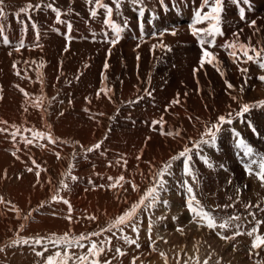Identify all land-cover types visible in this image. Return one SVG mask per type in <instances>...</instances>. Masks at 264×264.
I'll return each mask as SVG.
<instances>
[{
    "label": "rangeland",
    "instance_id": "374dc122",
    "mask_svg": "<svg viewBox=\"0 0 264 264\" xmlns=\"http://www.w3.org/2000/svg\"><path fill=\"white\" fill-rule=\"evenodd\" d=\"M17 1H19V0H5V11L8 13V15L3 20L2 23H4V25H5L6 35H8V36H10L9 33L11 31L12 32L15 31L17 24H19L18 28H20V29L23 28L21 23L15 17L14 13L18 10L19 7L23 6L25 3H21V2H17ZM38 1L39 0H37V1L35 0V2H38ZM66 1L67 2L71 1V3H72V1H74V0H65V2ZM145 1L146 0H144V6L146 7L147 5H146ZM196 1H199V0H196ZM230 2H231V0H224V8H226ZM65 4L59 5V2H57L55 0V5L57 7H63V6L65 7L67 5V4L66 5ZM80 4H82L83 7H80ZM188 4L185 5L187 7V9H188ZM262 6H263L262 1L259 2L256 0H249V3L247 5L242 6L245 8V12H246V20L243 22V24L246 25L251 20H253V19L255 20V18L258 16L257 14L259 11V9H256V8H261ZM66 7L68 9H72V11L68 12V14L70 13L69 15L71 17H73L72 21L74 23L77 22L76 19L79 20L77 22L78 23L77 26L81 27V29H82L81 33L85 36L86 29L83 26L88 21H90V19H92V18H90V15H89V8L91 7V5H86V3L83 2L82 0H80V2L78 0L76 4L72 3L71 5H68ZM66 7H65V9H67ZM148 7L151 8L152 5L148 6ZM113 12L115 14V15L114 14L113 15H114V19L116 20V22L122 23L121 22L122 14L120 12H118L117 14H119V15L121 14V15H120V17L116 16L117 11L115 10V7H114ZM40 14L41 13H38L36 11H33L31 13L32 20L33 21L36 20L35 22L37 25H39V23L41 21ZM49 14L50 13L47 11L46 15L49 16ZM157 14H159V13H157ZM224 16H225V11H223V13H222V18ZM41 17H43V16H41ZM74 17H76V19H74ZM84 17H87V18L84 19ZM20 19L26 20V17L21 16ZM158 19H160V18L158 17ZM43 20L47 21L46 19H43ZM258 20H259V23L264 24V16L263 15H259ZM151 24H153V23H151ZM29 26H31V24H29ZM29 26H28V29H29ZM22 31H24V29ZM58 34H59L58 32H55V30L52 31V29L50 32L45 31L43 33V38L45 37L44 38L45 41L47 39L46 43H47L48 47H46V48L48 50L46 51V53L50 52V54H52L53 56H56V54H58L59 60H61L62 59L61 57H63V59L61 60L63 63L62 70L60 72H57V73L52 72L53 75H58L59 77L62 78V81H61L62 84H61V82H60V84L58 83L59 85H58L56 93L49 99L51 102L50 103H49V101H48V103L44 102V106H45V107L43 106L44 108L43 107L42 108L33 107L31 102H30L32 99L30 101L28 99L26 100V98H24L23 94L21 92H19V90L18 91L16 90L17 88L14 87V84L16 83L17 85L20 86V85L26 84L25 83L26 80L30 81L29 79H21V77L24 76L26 71L29 72V73L26 72V74H28V76H33L34 79L44 80L45 76L47 75L46 70H44V68H42V66H33V65H31L32 67L30 65L26 66V64L24 63V61H26V60H23V58L20 57L21 55H23V53L20 51L21 54L18 52L19 55L16 54L17 57L12 58V59L19 62L18 68H22V70H21L22 74L20 77L15 75V76L9 78L10 69H13L12 64H13L14 60L8 59V61H7V59H5V56H6V54L9 53V51H11L10 49H13L12 48L13 42L17 43V41L15 40L9 45H3V43L0 42V46L2 45L1 48L4 46L3 51L0 49V87H2V89H3V91H2L3 99H0V108H3V110L0 109V116H1L0 118H2L0 120L8 121V125H9L8 133H0V136H1L0 137V145L2 143L1 146H3V148L5 147L4 152L2 153V156L0 158V171L2 172V173L0 172V196H3L5 201L10 202V203L0 204V245L5 244L7 241H9L11 239L20 238V237L28 238V237H34L37 235L48 237L52 233H55L56 235H63L65 232L69 233L70 235L79 236L81 233L98 231L101 228H106L108 226V222H109L110 218H115L124 209L128 208L131 205V203L135 202L139 196V194H137V192H135V194L132 193V191H131L132 188L130 186L131 184L128 185V183H126V187L124 186L123 188L118 186V189L117 190L115 189L116 191H113L111 193H109L108 190L107 191L105 190V188L106 189L108 188V187H106L107 186V184H106L104 189H100V191L103 192L102 194H105V196H100L97 203L98 202L101 203V202H103V200H106V201L110 200V201L108 202L109 206H104V209H101L99 207H96L95 205L90 204L89 190L87 187L81 186L82 185L81 182H82L83 178L85 179L87 175L90 177L96 176V173H97L96 169H94V171H92V172H87V173L79 175L78 174L79 171L76 170L77 168L75 169L76 172H74V167H73L72 175H75L79 178L77 181H71L70 178H66L63 175L65 170L68 168V165L70 162L73 165H75L76 163L83 164L84 162H86V165L88 163H93V165L98 163L96 165V167H98L99 165H100L99 167H101L102 164H104L103 167L113 169V167L117 161V160H115V158L119 157L118 153L115 152L116 150H114V152L116 154H106L103 156H98L96 158L84 160L85 159V153L81 150L80 144L74 146L72 143V142L76 141V139L75 138H67V136H65L64 138L59 136L57 134L58 132H57V128L55 125L57 123L62 124L61 128L63 130L60 128L58 129V131L60 133L63 132L62 134H64V135H66V134L73 135L72 132H74V131L73 130L71 131L70 130L71 128L76 126L77 130H78V126H80L81 132H82L84 127L88 126L89 121L93 120V119L87 118L85 116H83L84 117V119H83V117L77 116L80 120V123H79V121H73V119L67 120V121L61 123L60 120L63 118V115L65 116L66 112H69L70 108L78 107L77 106L78 103H80L82 101L84 102L86 96L87 97L91 96V99L93 98L92 100H96V92L98 90L97 86H99V88L101 87L100 85L102 84V76L107 77V80L103 81V83H105L107 85V82H108L109 84L107 85V87L111 88L113 90L112 91V100L114 102H116V104H117L116 109L113 110L110 114H105V115H101V116L99 114H98L99 116L97 114H94V116H98L96 119L97 121L94 122V124H99V125H101V127L105 126V124H106V126L102 130L99 131V136L95 137L97 139L92 138L93 142L85 143L84 145L81 143V145H83L84 147H88L91 145V143L93 144L94 142L101 141V140H103V142H104L106 140L108 134L105 138L106 132L104 130L107 129L106 131H108V129L112 125V123H114L116 121L117 114L126 105H129L127 103V101L132 100V99L129 97L128 99H126V100L124 99V101H123L122 95L120 94L121 93L120 89H121L122 84L125 83V81L130 80L129 75L122 73V71L117 72L116 74L112 75L110 73L109 68L107 70L103 69L104 64H105L104 63L102 68L100 69V71L98 70V72H97V70H96V72L94 71L95 73H93L90 77H87L85 75L90 73V72H88V69L91 67L88 68L87 63L85 61H82L80 63L78 61H75L76 56H79L80 54H83V55L86 54L87 55V54H90V50H93V51L96 50V48H97L96 43H93L92 45L86 44L87 46L89 45L88 47H86V46H84L83 42H82V44L78 42L80 40V38L76 39V37L72 36L73 39L70 42L69 50L67 52L63 51L62 54L60 55L59 49H61L62 46H64V48H65L66 39H65V37L61 38L62 35H60V34L58 35ZM97 38H99V40L101 41V37H98V35L96 33H94L91 39L97 40ZM10 40L12 41V38H10ZM196 47L201 49L200 45H196ZM6 51H8V52H6ZM149 53L150 52H147V54H149ZM140 56H145V55H140ZM148 56L150 57L151 61L147 57L139 58V60L137 61V63H138L137 66L140 67L139 65H141L143 63L153 62V60L155 59L154 52H151V54H149ZM52 60L55 61L56 59L52 58ZM74 61L78 62V70L77 71L72 66V63ZM109 61H110V59H108V61H107L108 64H109ZM56 62H57V60H56ZM249 71L251 73H253L254 75H256V74L264 75V70H261L255 63L251 64ZM37 72H39L41 74V76L39 78L37 77ZM67 76H68V78H67ZM158 77H159L158 78L159 81H154L152 74L145 73L144 77H143L144 81L141 85H139V89H138V93H137L138 95L144 96V98L145 97L149 98L148 96H145V94H144L145 88H149V90L152 92V95H151L152 101H150L149 104H146V108H145L146 112H152V110H160L161 109V101H162V91L166 92L169 89L168 86H166V85L162 86L161 85L162 84V82H161L162 74H160ZM65 78H67L69 80H67ZM134 78H137V76L134 75ZM98 81L101 84H97ZM154 82L157 84H155ZM152 84L155 86H153ZM28 85H29V87H28ZM64 87H66V89H64ZM73 87L76 90L72 89ZM22 88H32V85L31 84H27L25 86L23 85ZM79 88H83V89H79ZM247 88L248 87H246V91L244 90L243 94H241L239 91H237L235 93V96L241 98L242 103H254L256 101L262 100V98L264 100V82H261L260 80L255 78L254 86L249 85V88L248 89ZM85 89H86V91H84ZM61 90H64L62 97H60V94H59L61 92ZM69 90H70V92H69ZM175 91H176V94L179 92L180 99H182L181 93H183V92H180V90L177 91L176 89H175ZM214 93H215V91H214ZM214 93L211 94L212 97L211 96L209 97L210 103L212 102L211 104H212V108H213L212 111L213 112L211 111V113H212L213 118L212 117L207 118L206 116L204 117L198 113V115L200 116V118L202 120L201 121L198 120L199 126L196 129L197 131L195 132V134L191 135L190 137L198 139L199 138V131L202 130V128H203L202 125H204V123L208 122V121H215V119L218 115L223 114L229 110V108H228L229 105H231L232 109H238L239 108V105L237 104V102L233 101V100L231 102L226 103L225 105L221 106L218 103L219 102L218 96L214 95ZM5 94L8 95L9 97H7ZM12 94H15L16 97H10V95H12ZM56 95L59 97V99ZM101 95L102 96L99 99L102 98V100H103L104 97L107 98L106 96L103 95V93ZM64 96H66V97L64 98ZM54 97H56L55 99L57 101L60 100V103L64 104V107H65L64 111H62V110L58 111V115L56 116L55 120L51 119L52 113L55 111V108L53 109V107H52L53 100H55ZM60 98L61 99L63 98L64 101H63V99L61 101ZM68 100L71 101V103H69ZM21 101H23V102H21ZM107 101H108V98H107ZM180 101L184 104L190 105L192 109L194 108L193 106H195L194 104H192V102L189 103L186 100H183V101L180 100ZM28 102H30V103H28ZM75 102H76V104H75ZM150 104H152L153 106ZM20 106L23 108H21ZM104 107H105V104L103 105V109H104ZM152 107H153V109H152ZM25 108H27V111H24ZM50 108H51V111H50ZM36 109H38L40 112H38V110H36ZM117 109H119V112H117ZM13 112L17 113L18 116L15 114H12ZM27 112H32L34 114L35 113L36 114H42V112H45L48 118H46V119L37 118L38 119L37 120V119L30 117L29 119H23L22 115H24V114L27 117H29V115L26 114ZM61 112H63V115L60 114ZM1 113H4V117L1 115ZM131 113L135 114V113H139V112H131ZM112 117H115V118L112 119ZM30 119L32 120V122L29 121ZM105 121H106V123H105ZM249 121L251 122V125L254 126L255 132L253 131L252 127L249 126ZM55 122H57V123H55ZM10 123H12V124H10ZM66 123L68 125H66ZM13 124H16L20 129L19 133L16 136L15 142H13L12 137L10 135L11 132L16 131L15 128H12V127L10 128V126ZM48 124L51 126L50 129L47 127ZM183 124L184 125L186 124L185 126H183L185 132H188L189 131V129L187 127V125L189 124L188 121H184ZM8 125H2V126L6 127ZM176 125H179V124H176ZM240 125L243 126L244 128H242V127L240 128ZM63 126H64V128H63ZM28 128H33L35 130L43 131V132L50 131L54 137L59 138L57 143H59L60 145H66L67 147H70V148L69 149L66 148L64 150L58 149V147L55 146L56 144L51 146V144H49V143L46 144L43 142V140H40V139L34 140L33 144L25 147L24 141L21 139V137H25V136L28 138L31 137V132L25 131V129H28ZM67 128H68V130H67ZM198 129H200V130H198ZM232 129H235V131L239 133V136L235 135V133L232 131ZM83 135H84L83 133H80L79 136L81 137ZM187 138H188V136L187 137L185 136L183 138L182 142H179L176 146V149H174V151H171L170 154L162 155V158H161L162 160L157 159L154 155H148L146 157V159L148 157H150L147 160L151 161L152 163L154 162L153 166H155L157 168L161 167L163 165V163L170 158V156H172V155L176 154L178 151L182 150V147L185 143H189V146H191V143H190V141H188ZM159 139H162V138H158L157 141H159ZM175 139L176 138H164L163 140L166 142H169V140L170 141L174 140L177 142V140H175ZM60 140L69 141V143H60ZM239 140H243L246 144L251 146L254 149V151L257 153V155H255L253 157L244 156L243 149L237 144V141H239ZM49 148H50V150H49ZM17 149H19V151H17ZM43 149H44V151H43ZM47 150H49L48 155L45 152ZM128 150L132 151L134 153L133 155L135 157H129L131 159H129V160L127 159L128 162H133V164H128L127 166H129V169L132 167L130 170H134L135 169V163L136 164L139 163V161L137 160L136 157L139 155L140 152H136V151H134V149H131L130 147H128ZM13 151H17V156H19V157L21 156V158L17 159L13 155H11V153ZM74 151L76 152V158L72 159V153ZM193 151L195 152V150H193ZM56 152H59L61 154L60 159H57V156L55 155ZM91 153H93V152H91ZM91 153H87L86 158H89L88 154H91ZM259 154H264V110L261 107L253 108L250 110L249 113H245L243 121H241L239 118H237L233 121L232 125H224L222 127L221 131L217 134V139H216V142L213 146H211V147L204 146L203 151L199 155H195V154L193 155L194 171L196 172L198 179H199V185L198 186L192 182L191 177L185 176V174L183 172L182 161L174 162L173 168H172V175L166 177V179L168 181V184H167L168 190L166 192L161 193L162 199L168 200L169 207H165L164 205L161 204L158 207H156L155 209H152L150 212H142V214H141V223L139 225L140 230H139V241H138L141 245V248L136 249L135 245H127L124 243L123 240H117V238L115 236H113L112 245H111L113 248V251L107 252L106 256L102 255L100 257L101 261H103L105 258L112 259V257L115 254L114 249L117 245H119L121 247V249L123 251H125L127 254L124 256H117L114 260H112V264H132V260H133L134 256L139 257V259L136 261V264H141V262H143V264H152V263L153 264H165V256L167 258V264H177V260L180 261V264H184L185 261H187V264H195L197 256L199 258V264H204L205 260H208V264H216V261L218 259H221V264H246V263L253 264V260L250 259L251 260L250 261L249 257H248V247L250 246V243H251L250 237H248L246 235H241V236L236 238V241H234L232 243H228V242L221 240L219 237H217L214 231H210L206 227L205 228H197V225L195 223H189L191 216H190L189 211L185 207L186 192L181 187V185L185 179H187L189 183L193 184V189H194L195 195H196L197 199L200 200L201 204L206 207V210L214 209V208H216V205H220L221 207H223L226 204H234V207H229V208L223 209V210L217 209L216 212H214V215L228 216V215H232L234 213L239 214L241 216V220L238 221L237 223H240L242 225L240 230L242 232H246L247 230H250V228L252 226H254V222L249 223V221H252V217L249 216L248 211H246L244 209V207H243L244 204H251L253 207L250 208L249 211L255 212L257 219L264 220V213H261L259 211V209L255 207V205H257L259 203L260 208H264V192H262L261 194H257L258 190L262 189L260 182L256 179V177L254 175H252V176L246 175L245 168L242 166V161L248 162L250 159L258 161L260 158ZM29 156L31 157V159ZM79 156L80 157L82 156L81 160L77 159V158H79ZM200 156L208 157L209 162L213 164V167L206 166L205 163L200 159ZM62 157H63V159H62ZM48 158H49V160H48ZM134 158H136V159H134ZM33 159L35 161L37 160L36 163L40 165V168L42 167L41 168L42 169L41 175L39 178L40 183L42 181L41 184L36 183L37 177L35 176V171L32 173H29L26 171V169L28 167H33L35 170V166L32 164ZM133 159L136 161H134ZM109 161L112 162L111 167H109L107 164ZM145 162H146V160H145ZM118 165H120L117 167V170H119L118 172H123L125 174L128 173L125 171H120L123 169V167H121L123 165V162H121V164H118ZM221 165H223V167H220ZM89 166H90V164H89ZM153 166H151L149 169L152 170ZM21 168H23V169H21ZM104 169L105 168H103V170L100 169V170H102L100 172H103ZM5 170H7V177L6 178L4 177ZM123 170H125V169H123ZM136 170H137V168H136ZM151 170L146 172L147 177L145 178V181L143 178V181H144L143 186L139 185L141 192L143 190H145L149 185ZM46 171L49 173H46ZM221 171L225 173L224 175L221 174L222 176L220 175ZM254 171H256L255 165L253 166V172ZM100 176H98V177H100ZM103 176L104 175H102L101 177H103ZM17 177H19V178H17ZM25 177H27V178L25 179ZM47 179L51 180V184L48 183L49 180H47ZM97 179L98 178H92V180L95 181L96 183L98 182ZM61 180H64L65 183H68V185H69L68 189H61L59 192V195L62 196L64 199H67L69 202L72 201L70 203L71 205L73 204L72 205L73 211L71 212V216H72L71 222H69V220L65 218L69 214L68 209H66L68 205L64 204L62 201L61 202H50V203L45 204L43 207H40V203L42 201L50 199L51 195L53 194V188L54 187L55 188L60 187V181ZM253 180H254V182H253ZM229 181H231V183H229ZM20 182H22V183H20ZM33 185H35V187H33ZM245 185L247 186L246 188L244 187ZM237 186L240 187L239 193L237 192ZM69 189H71V190H69ZM14 191H17V192H14ZM23 194H24V196H23ZM36 194H38V195H36ZM106 194H108V195H106ZM110 194H111V196H110ZM25 196H28V197H25ZM108 197H109V199H108ZM229 197H231V199H229ZM105 198H107V199H105ZM238 198H239V202H237ZM125 201H127V203H125ZM75 202L77 203V205L74 204ZM13 205H15L19 209V215L17 214L16 211L11 210ZM79 205H81V207H78ZM89 206H90V208H89ZM93 206H95V208ZM113 207H115V208H113ZM165 208H167V209H165ZM33 209H37V210L33 211ZM75 209L76 210L81 209V210H80V212H79V210L76 212ZM88 211L91 213H89ZM29 213H31L30 216H29ZM85 214H89V215H85ZM78 215H80V216H78ZM25 216H28L29 218L26 220L23 219V217H25ZM87 216H95L97 219L92 221V220L87 219L86 218ZM162 216L165 217V219L163 221H157V218L162 217ZM173 216L177 217V221H175V222L173 221V219H172ZM150 218L152 221H157L156 223L151 224V236H152V239L156 241L155 245L153 246L156 249L155 251H153L152 247L149 246V241H148V235H149L148 229L150 227V224H149ZM21 224L24 225L23 229L20 228ZM177 224L180 227L184 228V235H181L179 232L176 231ZM160 227H166L171 232V234H174L173 239H171V240L164 239L163 231H162V238L161 237L158 238V235H156V233H157V229H159ZM144 230H145V232H144ZM112 232H116L117 236L120 235V233L118 232L117 229H112ZM112 232L103 233L101 236L93 237L92 239L96 240L97 243H99L101 240H104L106 236H112ZM260 232L262 234H264V224L261 225ZM125 233L127 235H129L130 237H132L133 239L136 238V233H133L130 228H125ZM225 234L231 235L232 231H228ZM233 243L236 245V249H237L236 251H233ZM55 250L56 249L50 247L49 252L45 253V257L49 254H52V252H54ZM36 251H42V247L37 246ZM71 251L76 252V253H79L81 251L86 252L87 248H85V249L73 248V249H71ZM259 251H260V257L264 258V250H259ZM161 252H163L165 254V256H161L160 255ZM209 255H211V259H209ZM254 259H255V257H254ZM38 261L40 262V264H43V259L41 257H37L35 255V253L32 251V248L29 247L28 245L18 246V247H14V248H6L4 252H0V264H37ZM69 264H72V262L69 261Z\"/></svg>",
    "mask_w": 264,
    "mask_h": 264
},
{
    "label": "bare ground",
    "instance_id": "6f19581e",
    "mask_svg": "<svg viewBox=\"0 0 264 264\" xmlns=\"http://www.w3.org/2000/svg\"><path fill=\"white\" fill-rule=\"evenodd\" d=\"M56 1L59 2V5L60 4L64 5L66 3L67 5L66 4L65 5L68 6V5H71L72 3L76 4L78 0H76V1L74 0V1H72V3H71V1L70 2L66 1L65 2V0H56ZM82 1L85 2L86 5H89L86 2V0H82ZM256 1H259V2L262 1L263 6L261 8H256V9H259V11H258V14H257L258 16L255 18V20L257 21V27L260 29V32L255 34V35H253V31L254 30L249 28L248 24H246V25L243 24V22L245 20H241L240 19L239 8L244 6V4H242V3H234L233 0H231L229 5L226 8H224L225 16L222 18V24H221L222 31H223L224 34H223V36H218L216 38V41H215L216 46H215V48H210L211 51H213V52H215L217 54L218 60L221 62L219 66H220L221 70L224 71V73H225L223 77L217 71L216 67H213L212 65H208V64H205L202 69H200L198 72H196L195 76L193 74V69L199 67V63L198 62H199V57L201 55V49L196 47V45H199V43H198L197 39L194 38L190 34V29H189L188 25H189L190 21L193 18L194 12L200 7L201 0H199V1H196V0H164V5H161L158 2V0H146L145 1L146 5H147L146 6V13H145V16L142 17V18L138 17V10H137L138 6L134 7L130 3V0H125V2L121 6L122 9H120L119 12L122 14L121 22L123 23V21H127V27L124 28V31L122 33V38L120 39V41L114 47L111 46L109 43H107L106 36H105V33H108V36L110 37L111 36V30L106 28L103 24H101L102 20L104 18V15H102L103 14V9L99 10L97 18L90 19V21H88L83 26L86 29V31H85L86 33L84 32L85 33V36H84L81 33L82 32L81 31L82 30L81 27L77 26L78 25L77 22L79 20L76 19V17H74V19H76V21H77L76 23H74L72 21L73 17H71L69 15L70 13L68 14V12H67L68 8L66 6L65 7L67 9H65L64 6H63L64 8L63 7H58V8H60V9H62V10H64L66 12V14L64 16H62V19H64L66 22H71L72 25H73V29H72V32H71L72 35L71 36L76 37V39L80 38V40L78 42L81 43V44L83 42L84 46H86V47L89 46V45L87 46L86 44L92 45L93 43H96V45H97L96 50H94V51L90 50V54H87V55L86 54H84V55L80 54L79 56H76V60L75 61H78L79 63L82 62V61H85L87 63V67L88 68L91 67V68L88 69V72H90V73H88L87 75L84 74L85 76L90 77L93 73L96 72V70H97V72H98V70L100 71V69L102 68V66L105 63V61L106 60L108 61V59H110V61H109V69H110V73L112 75L116 74L117 72L122 71V73H125V74L130 76V80L125 81V83H123V84L121 83L122 86H121V89H120L121 90L120 94L122 95L123 101H124V99L126 100L129 97L132 100H134L137 97L139 85H141L143 83V81H144L143 77H144L145 73L152 74L154 81H159V79H158L159 77L158 76L160 74H162V80H161L162 84L161 85L162 86L166 85V86L169 87L168 91H166V92L162 91V101H161V109L160 110H152V112H146V110H145L146 104H149L150 101H152V97H149V98L145 97L139 103H136L134 105H126V106L124 105L125 107L124 108L122 107L123 109H121L120 112L117 114L116 121L114 123H112V125L109 127L108 131H106L107 129L104 130L106 132V134H108V136H107L106 140L103 142V144L101 145V148L98 149V150L93 151V153H91V154H88L89 158H85L84 159V160H88V159L96 158L98 156H103V155H106V154H116L115 152H117L119 157L115 158V160H118V159H121V158H123V159L126 158V160L127 159L129 160V159H131L129 157H135L133 155L134 153L132 151L128 150V147H130L131 149H134V151L140 152L139 155L141 156V159L138 160L139 163H137V164L135 163V169L134 170H130L132 167L129 169V166H127L126 170H123V169H125V167H124V165H122L121 167H123V169L120 170V171L128 172V173L125 174L123 172H118L119 170H117V167L120 166L118 164H115L113 169L103 167L104 164H102L101 167H99L100 165L98 167H96V165L98 163L95 164V168L93 167V163H88L86 165V162H84L83 164L76 163L74 165V172H76L75 169L77 168L76 170L79 171L78 172L79 175L87 173V172H92V171H94V169H96V172H97L96 176L97 177L96 176L95 177H90V176L87 175L86 178L85 179L83 178V180L81 182V184H82L81 186L87 187L88 190H89V194H90L89 195V201H90L91 205H95L96 207L104 209V206H109L108 202L110 201V200L109 201L103 200V202H101V203L98 202L97 203V201L99 200V197L100 196H105V194H102L103 192L100 191V188H95L94 189L93 188V184L94 185L103 184V185L106 186V184L108 185L109 183L114 182L115 178H117L121 174H123L124 177H125V181H134L136 185H138V186L142 185L143 186L145 178L147 177L146 176V172L151 170L149 168L154 165L153 164L154 162L152 163L151 161L147 160L150 157H148L147 159H146V157L148 155H154L157 159H161L162 155L170 154L171 151H174V149H176L177 144L179 142H182V140H183L181 137H183V138L185 136L186 137L187 136L190 137L191 135L195 134V132L197 131L196 129L199 126L198 125V120L199 121L202 120L200 118V116L198 115V113L201 114L204 117L206 116L207 118H209V117L213 118L212 113H211V111L213 110L212 104H211L212 102L210 103L209 97L211 96V94L214 93V91H215L214 95L218 96V100H219L218 103L221 106L225 105L226 103L231 102L232 101L231 96H235V93L237 91H239L241 85L244 83V76L241 75V73L239 71V68H248V75L251 77V79L248 80V84L245 86L244 90L246 91V87L249 88V85L254 86L255 78L260 76V74L254 75L253 73H251L249 71V68H250L251 64H253V62L249 61L247 64L239 63V65H238V63H234L233 59L231 57H229L228 52L225 49H223L221 47V45H224L226 41L233 40V38H234L233 34L236 33V32H240L239 40L241 42H244V43L248 42V38L250 36L252 37V41L251 42H252L253 45H257L258 41L264 40V24L259 23V20H258L259 15H263L264 16V0H256ZM17 2H21V3H25V4L28 3V2H31L32 4H36L37 3V2H35V0H19ZM45 2H47V1L45 0ZM79 2H80V0H79ZM104 2L110 4L111 6H113V9H114V5H112V0H108V1L104 0ZM82 4H80V7H83ZM150 4L152 5L151 8L148 7V6H151ZM187 4H188V9L185 6ZM204 10L207 11L206 8ZM47 11L50 13L49 16L46 15ZM36 12L41 13L40 14L41 21H40V23L38 25L39 31H40L39 44L41 45V47H39V48H31V49L29 47L22 48L21 52L23 53V55H21L20 57L23 58V60L29 61V64H26V66H29V65L30 66L31 65H33V66H42V68H44V70H46V72H47V75L45 76L46 80L45 79L43 80V95L47 97V99L44 102L48 103L49 99L56 93L58 85L62 81L61 77H59L58 75H53L52 72L53 73H57V72H60L62 70L63 63H62L61 60L63 59V57H61L62 59L59 60V55L58 54H56V56H53L52 54H50V52L46 53V51L48 50L46 48V47H48L47 43H46L47 39L45 41V39H44L45 37L43 38V33L45 31H49L50 32L51 29H52V31L55 30V32H58L60 35H62L61 36V38H62V37H65V33H66L67 29H66V24H57L56 23L55 15L49 9L45 8V9H43L41 11H36ZM157 13H159V14H157ZM113 14H114V12H113ZM114 15L112 17L113 19H114ZM120 15L117 14V12H116V16L120 17ZM41 16H43V17H41ZM158 17L160 19H158ZM85 18H87V17H84V19ZM43 19H46L47 21H45ZM140 21H143V35H144V41L145 42H141L139 40V37L142 34L141 33V29L138 26ZM151 23H153V24H151ZM18 25L19 24H17V27H16L14 32L11 31L9 33V35H10L9 38H12V42L15 41V40L18 42V40L24 39L25 45H33L35 43V32L32 29V27L29 26V29L25 33V31H22L23 28L22 29L18 28ZM198 26H202V25H198ZM57 28L59 29V31L56 30ZM173 28H175L177 30V35H175V36L170 34V32L173 30ZM163 29H168V31L165 32V35L163 36L162 39H163L164 44L169 45L171 47V50L168 51L167 49H163L162 50L160 48H157V49H155L153 51L152 48H151L152 44L159 43V40L156 39V38H153L151 36V33H153V32L159 33ZM94 33H96L98 35V37H101V41L99 40V38H97V40L96 39L95 40L91 39ZM137 43H140V47L139 48H136ZM15 44L16 43L13 42V45H15ZM1 46H0V49L3 51L4 46L2 48H1ZM205 46L207 47V45H205ZM109 48H111V53L110 54L108 52ZM10 50L13 52L12 56H9L6 53H5L6 56L4 55L5 59H7V61H8V59L10 60L12 58L17 57V55H19V53H20V52L19 53L15 52L13 49H10ZM63 51H64V46H62L61 49H59V54L61 55ZM6 52H8V51H6ZM147 52H150L149 54H151V52H154L155 59L153 60V62L143 63V64L139 65L140 67H138L137 66L138 65V63H137V61H138L137 60V54H139V58L147 57L151 61L150 57L148 56L149 54H147ZM140 55H145V56H140ZM52 58H55L57 60V62H56V60L53 61ZM12 60H14V59H12ZM31 60L35 61V63H32ZM75 61L72 63V66L77 71L78 70V62H75ZM18 64H17V68H18ZM19 69H20V71L22 70V68H19ZM26 72H28V71H26ZM21 74H22V72H21ZM134 75H136L137 78H134ZM13 76H15L14 70L10 69L9 78H11ZM27 76H28V74H27ZM28 77L31 78L30 81L26 80V82H25L26 84H23V85L24 86L27 85V84H31L32 85V88H24L27 92H29L31 94V96L29 98H27L30 101L31 99L33 100V99H35V97L41 95V83H40V80L34 79L33 76H28ZM67 78H68V76H67ZM67 78H65V79H67ZM67 80H69V79H67ZM225 80L230 82L234 86V88L233 89H228L227 85L225 83ZM197 81H198V83H197ZM61 84H62V82H61ZM97 84H101V83L98 81ZM108 84L109 83L107 82V85ZM155 84H157V83H155ZM14 85H17V84L15 83ZM23 85H20V87H22ZM153 86H155V85H153ZM28 87H29V85H28ZM97 87L99 89V86H97ZM64 89H66V87H64ZM72 89H74V87ZM79 89H83V88H79ZM175 89L177 91L180 90V92H183V93H181L182 94V99H180V100H182V101L186 100L187 102H189V103L192 102V104L195 105V106H193L194 107L193 109L195 111L191 108L190 105L184 104L182 102H181V104H178V105H171L169 107V110L165 111V106L169 105L170 102L176 97ZM16 90L18 91V89H16ZM74 90H76V89H74ZM84 91H86V89ZM69 92H70V90H69ZM63 93H64V90H61V92L59 93L60 97L63 96ZM185 93H187L186 96H185ZM241 94H243V93H241ZM6 96L9 97L8 95H6ZM10 97H16V96H15V94H12V95H10ZM65 97L66 96H64V98ZM55 98L56 97H54V99ZM88 98L91 101V103H88L86 100L84 102L81 100L82 102L78 103V105H77L78 107L70 108L69 112H66L65 116L63 115V118L60 120V122L63 123L65 121H67V120H72L73 119V121H79V123H80V120H79L78 117H83V116H85L87 118H92L93 120L89 121L88 126L84 127L82 132H81V127L80 126H78V130H77V127L73 125L74 127L70 129L71 131L72 130L74 131V132H72L73 135H69V134L64 135V134H62L63 132L60 133L58 131V129L59 128L62 129L61 128L62 124H58L57 123L58 121H57V122H55V123H57L55 126L57 128V132H58L57 134L59 136H61L63 138L65 136H67V138H75L76 141H78L80 145H81V143L84 145L85 143L93 142L92 138H95L96 136H99V131L102 130L106 126V124H105V126L101 127V125L94 124V122L97 121L96 119L100 115V113L110 114L113 110L116 109V105L117 104L113 100H111L112 101L111 102L108 99V101L110 102L109 103L107 101V98H105V97H104L103 100H102V98L98 99V100H97V98H96V100H92L93 98L91 99V96L88 97ZM58 99H59V97H58ZM62 99H61V101H62ZM262 100H263V98H262ZM23 101H21V102H23ZM63 101H64V99H63ZM28 103H30V102H28ZM75 104H76V102H75ZM104 104H105V107L103 109V105ZM150 105H152V104H150ZM52 107H53V109L55 108V111L52 113L51 119L55 120L56 116L58 115V111H61V110L64 111L65 107H64V104L60 103V100L57 101L56 99L53 100ZM21 108H23V107H21ZM85 108H88L89 111L88 112L84 111ZM0 109L3 110V108H0ZM152 109H153V107H152ZM262 109L264 110V108H262ZM36 110H38V109H36ZM50 111H51V108H50ZM38 112H40V111L38 110ZM131 112H139V113L132 114ZM12 114L17 115V113H14V112ZM26 114L29 115V117H27L24 114V115H22L23 119H29L30 117L34 118V119H37V118L46 119V118H48L45 112H42V114H36V113L34 114L32 112H27ZM94 114H97V115L99 114V115L98 116H94ZM1 115L4 117V113H1ZM161 116H163L164 121H165L164 128H163L164 132L174 131V130H179L180 131L181 136L175 137L176 138L175 140H177V142L174 141V140H173L174 142L170 141V140H169V142L164 141L163 140L164 138H173V136L162 135L160 133L159 126H157V130H153L152 129L151 121L152 120H159ZM189 117H192V119L190 120ZM197 117L200 118V119H197ZM0 119H2V118H0ZM83 119H84V117H83ZM29 121L32 122L31 119ZM184 121H188V123H189L187 125V127L189 129L188 132H185V130L183 128V126L186 125V124L185 125L183 124ZM105 123H106V121H105ZM10 124H12V123H10ZM176 124H179L180 126L176 125ZM66 125H68V124L66 123ZM0 127H4V126H2V124H0ZM6 127H9V125L6 126ZM241 127L244 128L243 126L240 125V128ZM63 128H64V126H63ZM67 130H68V128H67ZM198 130H200V129H198ZM80 133H83L84 135L80 137L79 136ZM29 138H31V137H29ZM147 138H150V139H147ZM158 138H162V139H159V141H157ZM95 139H97V138H95ZM40 140H42V139H40ZM43 142L46 143V144H48V143L51 144L46 139H43ZM1 145H2V143H1ZM1 145H0V158H1L2 153L4 152V148H5V147L3 148V146H1ZM52 145L53 144H51V146ZM55 146L58 147V149H63V150L66 149V148L67 149L70 148V147H67L66 145H60L59 143H56ZM141 149H143L142 153H141ZM49 150H50V148H49ZM49 150L45 151L47 153V155H48V151ZM114 150H116V151L114 152ZM43 151H44V149H43ZM20 158H21V156H20ZM81 158H82V156L81 157L79 156V158H77V159L81 160ZM62 159H63V157H62ZM134 159H136V158H134ZM48 160H49V158H48ZM128 160H127V165L128 164H133V162H128ZM145 160H146V162H145ZM134 161H136V160H134ZM89 164H90V166H89ZM103 168H105L104 171L100 172V171L103 170ZM136 168H137V170H136ZM21 169H23V168H21ZM100 169H102V170H100ZM46 173H49V172L46 171ZM221 174L224 175L225 173L221 171L220 175ZM100 175L101 176L104 175V176L101 177ZM98 176H100V177H98ZM109 176L113 177V181L112 182L108 181L107 178ZM26 178L27 177H25V179ZM90 178H91L92 183H89V179ZM92 178H98L97 179L98 182L96 183L95 181L92 180ZM143 178H144V181H143ZM47 180H49V179H47ZM253 182H254V180H253ZM20 183H22V182H20ZM41 183H42V181H41ZM122 183H123V187L124 186L126 187V183L127 182H122ZM128 185H130V183H128ZM139 188H140V186H139ZM115 189L117 190L118 187H116L114 189H109V188L106 189L105 188V190L106 191L108 190L109 193H111L113 191H116ZM69 190H71V189H69ZM131 191H132V193L135 194V191H133V189ZM14 192H17V191H14ZM262 192H264V188L258 190L257 194H261ZM36 195H38V194H36ZM106 195H108V194H106ZM23 196H24V194H23ZM110 196H111V194H110ZM25 197H28V196H25ZM105 199H107V198H105ZM108 199H109V197H108ZM74 204L77 205L76 202ZM95 206H93V207L95 208ZM78 207H81V205H79ZM115 207H113V208H115ZM89 208H90V206H89ZM66 209H68V206H67ZM165 209H167V208H165ZM78 210H76V212ZM80 210H79V212H80ZM72 211H73V209H72ZM89 213H91V212H89ZM85 215H89V214H85ZM78 216H80V215H78ZM162 231H163V234H164V239H169V240L173 239L174 234H171V232L166 227H160L159 229H157L156 235H158V237L162 238ZM144 232H145V230H144ZM246 264H248V263H246Z\"/></svg>",
    "mask_w": 264,
    "mask_h": 264
},
{
    "label": "snow or ice",
    "instance_id": "6c2138e0",
    "mask_svg": "<svg viewBox=\"0 0 264 264\" xmlns=\"http://www.w3.org/2000/svg\"><path fill=\"white\" fill-rule=\"evenodd\" d=\"M86 2L91 5L89 8V15L90 18H97L98 12L100 9H103V15L104 18L102 20V24L111 30V36H108V33H105L107 43H109L111 46H115L120 39L122 38V33L124 31V28L127 27V21H123V23H117L112 17H113V6H111L108 3H105L104 0H86ZM125 2V0H112V5H114L115 10L117 13L121 9L122 4ZM158 2L161 5H164V0H158ZM234 3H242L244 5H247L249 3V0H233ZM130 3L137 7L138 10V17L142 18L145 16L146 13V7L144 6V0H130ZM49 9L52 13L55 15V21L57 24H66V33H65V39H66V45L64 48V51L67 52L69 50V45L73 37L71 36V32L73 29V25L71 22H66L64 19H62V16L66 14V12L55 5V0H39L36 4H32L31 2H28L24 4L23 6L19 7V9L14 13L17 20L21 23L25 33L27 32L29 24H31L32 29L35 32V43L33 45H25L24 39L18 40V42L13 45V49L15 52H20L22 48L29 47L31 48H39L41 45L39 44L40 40V31L39 27L36 24L35 21L32 20L31 13L33 11H41L43 9ZM207 9L205 11L204 9ZM72 9H68L67 12H71ZM224 11V0H201L200 7L194 12L193 18L190 21L188 27L190 29V34L197 39L200 47H201V55L199 57V67L193 69V74L195 76L196 72H198L200 69L204 67L205 64L212 65L213 67H216L217 71L220 73V75L224 76V71L220 68V61L218 60V56L215 52L211 51L210 48H214L216 46L215 41L218 36H223L222 31V13ZM8 13L5 11V0H0V42L3 43V45H9L12 43L9 36L6 35V28L4 23L2 21L7 17ZM24 16L26 17V20H21L20 17ZM239 16L241 20H246V12L244 7L239 8ZM202 25V26H198ZM141 29V36L139 37V40L141 42L144 41V35H143V21L139 22L138 25ZM248 27L253 29V35L260 32V29L257 27V21L251 20L248 22ZM59 31V29H56ZM167 29L161 30L159 33L153 32L151 33V36L153 38H156L159 40V43L152 44L151 48L154 51L157 48L160 49H167L168 51L171 50V47L169 45L164 44L163 42V36L165 35V32H167ZM242 31V30H241ZM171 35L175 36L177 35V30L173 28V30L170 32ZM233 40L226 41L224 45H221L223 49H225L228 52L229 57L233 59L234 63H244L247 64L249 61H252L255 63L261 70H264V40L258 41L257 45L252 44V37L250 36L248 38V42L244 43L239 40L240 32H236L233 34ZM207 45V47L205 46ZM140 47V43H137L136 48ZM109 54L111 53V48L108 49ZM251 53V54H250ZM9 56L13 55V52L10 51L8 53ZM137 60H139V54H137ZM18 61H13L12 68L14 70V74L18 77L21 76V71L19 68H17ZM25 64H29V61H24ZM32 63H35V61H32ZM109 68V64L107 63V60L104 64V69L107 70ZM239 71L242 76H244V83L241 85L239 91L241 93L244 92L245 86L248 84V80L251 79V77L248 75V68H239ZM41 74L37 72V77L39 78ZM22 79H31L27 76L26 72ZM59 78V77H58ZM258 80L261 82H264V75H260L257 77ZM107 77L102 76V85L96 92V98L99 99L101 97V94L103 93L104 96H106L110 101L112 100V89L108 88L106 84L103 83V81H106ZM41 83V95L35 97V99L31 100V104L35 108H42L44 106V101L47 99L46 96L43 95V80H40ZM198 83V81H197ZM225 83L227 85L228 89H233L234 86L225 80ZM19 92H21L24 97L29 98L31 94L27 92L24 88L20 87L19 85H14ZM2 87H0V99H3L2 96ZM145 96L151 97L152 92L149 90V88L144 89ZM230 94V93H229ZM187 93H185V96ZM144 99V96L137 95V97L134 100H129L127 103L129 105H134L136 103H139L141 100ZM231 99L233 101H236L239 105L238 109H232L231 105L228 106L229 110L223 114H220L216 117L215 121H208L205 122L203 125L202 130L199 132V138H193L188 137V141H190L191 146H189V143H185L182 147V150L178 151L176 154L170 156V158L163 163L161 167H155L153 166L151 172H150V180L148 187L141 192L138 185L135 184L134 181H125V177L123 174H121L119 177L115 178V181L112 183H109L107 187L109 189H114L116 187H123L122 182H127L131 184V187L133 191L137 192L139 194L138 199L131 203V205L124 209L120 214H118L115 218H110L108 222V226L106 228H101L98 231H92L88 233H81L79 236L70 235L69 233L65 232L63 235H56L55 233L50 234L48 237L44 236H34V237H20V238H14L9 241H7L5 244L0 245V252H4L6 248H14L18 246L28 245L32 248V251L35 253L37 257H41L43 259V264H69V261L72 262V264H112V260H114L117 256H124L127 253L121 249L119 245H117L114 249V256L112 259L105 258L103 261H101L100 257L102 255L106 256L107 252H112V238L115 236L117 240H123L125 244L127 245H135L136 249H140L141 245L138 242L139 241V225L141 223V214L142 212H150L152 209H155L159 205H164L165 207H169L168 200L162 199L161 193L166 192L168 181L166 177L172 175V168L174 162L182 161V167L183 172L185 176L191 177V180L193 183H195L197 186L199 185V179L194 171V165H193V155H199L202 151L204 146H213L217 139V134L221 131L222 127L224 125H232L233 121L237 118H239L241 121L244 119L245 113H249L251 109L261 107L264 108V100H259L254 103H242L241 98L237 96H231ZM85 100L88 103H91L88 97H85ZM51 101L49 100V103ZM71 103V101H69ZM180 94L177 93L176 97L170 102L169 105L165 106V111L169 110V107L171 105H178L180 104ZM24 111H27V108L24 109ZM84 111L88 112L89 109L85 108ZM117 112H119V109H117ZM63 115V112L60 113ZM100 115H105V113H100ZM115 117H112L114 119ZM191 120L192 117H189ZM197 119H199L197 117ZM0 124L2 125H8V121L0 120ZM164 118L163 116L160 117L159 120H152L151 121V127L153 130H157V126H159L160 133L162 135H168L173 136V138L181 136V133L179 130L174 131H168L164 132ZM249 126L252 127L253 131L255 132V128L253 125H251V122L249 121ZM10 127L15 128L16 131L11 132L10 135L12 137L13 142L16 140V136L19 133V127L15 124L11 125ZM49 129L51 128L50 125L47 126ZM9 129L8 127H0V133H8ZM25 131L31 132V138L28 137H21V139L24 141L25 147L28 145L33 144L34 140L37 139H46L51 144L55 145L59 138L54 137L50 131L43 132L38 131L33 128L25 129ZM232 131L235 133V135L239 136V133L235 131V129H232ZM107 134H105L106 138ZM183 139V137H181ZM150 139V138H147ZM60 143H69V141L60 140ZM73 145H78V141L72 142ZM103 143V140L94 142L88 147H84L83 145H80L81 150L85 153V158L87 153H91L95 150H98L101 148V145ZM237 144L243 149L244 156L247 157H253L257 155V153L254 151V149L246 144L243 140L237 141ZM195 150V152L193 151ZM19 151V149H17ZM17 151H13L11 155L16 157L17 159H20L19 156H17ZM143 149H141L142 153ZM55 155L57 156V159L61 158V154L59 152H56ZM260 158L259 160H249L248 162L242 161V166L245 168L246 175L252 176L254 175L256 179L260 182V185L262 188H264V154H259ZM76 158V152L74 151L72 153V159ZM137 160L141 159V156L138 155ZM31 159V157H30ZM200 159L205 163L208 167H213V164L209 162V158L206 156H200ZM123 162V165L127 167V160L126 159H118L116 161V164H121ZM150 163V162H149ZM32 164L35 166V170L33 167H28L26 169L27 172L32 173L35 171V176L37 177L36 183H40V175L42 169L40 168V165L36 163V161L33 159ZM256 166V171L253 172V166ZM108 166H112V162H108ZM74 165L70 162L68 165V168L65 170L63 175L66 178H70L71 181H77L79 178L75 175H72ZM95 168V165H93ZM220 167H223L221 165ZM4 177H7V170H5ZM19 178V177H17ZM108 181H113V177L109 176ZM49 184H51V180L48 181ZM89 183H92L91 178L89 179ZM231 183V181H229ZM35 187V185H33ZM69 185L68 183H65L64 180L60 181V187L59 188H53V194L51 195L49 200L42 201L40 203V207H43L45 204L50 202H63L64 204L68 205V216L65 217L69 220V222L72 221V206L70 202L67 199H64L62 196L59 195V192L61 189H68ZM181 187L186 192L185 197V207L189 211L191 219L189 223H195L197 225V228H207L210 231H214L216 236L219 237L221 240L232 243L236 241V238L241 235H246L251 238L250 246L248 247V257L249 259H253V264H264V258L260 257V251L264 250V234L260 232L261 225L264 224V220L257 219L256 213L253 211H249L250 208L253 206L251 204H244L243 207L246 211H248V215L252 217V221H249V223L254 222V226L250 228V230H247L246 232H242L240 229L242 225L240 223H237L241 220V216L239 214H232L228 216H219L214 215V212H216L217 209L223 210L227 209L229 207H234V204H226L223 207L220 205H216V208L211 210H206V207L201 204L200 200L197 199L193 184L189 183L187 179H185L181 185ZM247 187L246 185L244 186ZM93 188H100L104 189L105 185H94ZM237 192H240V187L237 186ZM231 199V197H229ZM237 202H239V198L237 199ZM4 203H10L8 201H5L3 196H0V204ZM127 203V201H125ZM256 208L259 209L261 213H264V208H260L259 203L255 205ZM17 212L19 215V209L13 205L12 209ZM37 209H33V211H36ZM31 213H29V216ZM28 216L23 217V219H28ZM89 220H96L97 218L95 216H87L86 217ZM165 217H158L157 221H163ZM173 221H177V217H172ZM246 219V218H245ZM157 221H152L151 218L149 219L150 227L148 229L149 235H148V241L149 246L152 247V250L155 251V247H153L156 243L155 240L152 239L151 236V224L156 223ZM24 225L21 224L20 228L23 229ZM125 228H130L133 233H136V238L133 239L129 235L125 233ZM112 229H117L120 233L119 236L116 235V232H112ZM219 229V230H218ZM176 231L179 232L181 235H184V228L180 227L177 224ZM228 231H232L231 235H227ZM106 232H112V236H106L104 240H101L99 243H97L96 240H93V237H99L103 233ZM160 238V237H158ZM41 246L42 251H36V247ZM51 248L56 249L52 254H49L45 257V253L49 252ZM73 248H79V249H85L87 248V251H81L79 253L71 251ZM236 245L233 243V251H236ZM198 251V250H197ZM161 256H165L163 252L160 253ZM255 257V259H254ZM139 259L138 256H134L132 260V264H136V261ZM209 259H211V255H209ZM37 264H40L38 261ZM143 264V262H141ZM165 264H167V258L165 256ZM177 264H180V261L177 260ZM184 264H187V261L184 262ZM195 264H199V258L197 256ZM204 264H208V260L204 261ZM216 264H221V259H218L216 261Z\"/></svg>",
    "mask_w": 264,
    "mask_h": 264
}]
</instances>
